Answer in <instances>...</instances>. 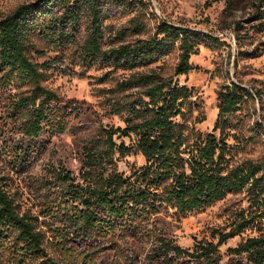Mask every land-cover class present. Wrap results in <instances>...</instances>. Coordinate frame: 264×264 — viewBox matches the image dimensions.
<instances>
[{"label": "trees", "instance_id": "16d2710c", "mask_svg": "<svg viewBox=\"0 0 264 264\" xmlns=\"http://www.w3.org/2000/svg\"><path fill=\"white\" fill-rule=\"evenodd\" d=\"M103 10V0H33L0 17V84L4 86L13 78L32 83L31 92L15 103L27 113L23 126L30 137L40 134L43 121L58 132L64 131L71 114L79 110L71 101L60 105L54 92L42 85L54 64L46 61L39 65L28 55L34 32L59 40L73 38L68 30H75L85 16L88 33L81 55L88 59L103 54L116 65L132 69L178 47L175 75H187L193 68L191 57L199 49L201 31L164 21L156 25L152 37L107 52L102 48ZM135 86L139 90L126 94L124 100L115 98L113 103L115 112L124 115L125 126L103 127L98 139L84 147L86 157L79 175L65 167L53 171L57 199L63 207L56 214L46 209L45 214L52 215L53 225L60 223L57 234L63 241L67 239L69 246L81 250L89 235L118 227L138 228L144 217L163 206L186 215L245 187L264 203V159L230 164L228 140L230 116L249 97L260 98L264 89L252 92L233 80L222 84L215 124L211 131L202 132L190 125L193 88L175 76L165 77L152 70L132 74L117 89ZM132 153H141L145 161L126 174L116 165L115 155ZM36 220L38 217L17 208L0 177V246L8 241L22 256L39 259L37 264H64L49 255ZM250 222L243 218L234 228L219 231L217 240L199 239L192 247L159 236L145 254L133 256L132 264H264V233L250 235L225 252L221 249Z\"/></svg>", "mask_w": 264, "mask_h": 264}, {"label": "rangeland", "instance_id": "374dc122", "mask_svg": "<svg viewBox=\"0 0 264 264\" xmlns=\"http://www.w3.org/2000/svg\"><path fill=\"white\" fill-rule=\"evenodd\" d=\"M31 1L0 0V17ZM103 9L102 48L107 52L152 37L156 25L164 21L197 29L203 35L187 75H175L178 47L132 69L116 65L103 54L96 60L84 57L82 44L88 33L85 16L75 30H68L73 38H47L39 32L30 36L27 52L31 59L39 65L46 61L54 64L46 71L42 85L54 92L60 105L71 101L79 106L64 131L58 132L43 121L40 134L32 138L23 126L27 113L15 106L21 95L31 92L32 83L13 78L4 86L0 84L1 182L22 213L38 217L37 228L44 234L49 255L64 264H132L133 256L145 254L159 236L192 247L199 239L217 240L219 231H228L243 218H249V226L221 246L225 252L228 246H235L250 235L264 233V203L245 187L186 215L163 206L159 212L144 217L138 228L118 227L89 235L81 250L69 246L67 239L63 241L57 234L60 223L53 225L52 215L45 214L46 209L56 214L63 207L57 199L59 189L53 171L65 167L78 176L86 157L84 147L98 139L103 127L125 126L124 115L115 112L113 103L115 98L124 100L126 94L139 87L118 90L119 83L134 73L152 70L165 77L175 76L193 88L190 125L202 132L211 131L215 124L222 84L233 80L252 92L264 89V0H103ZM1 76L2 71L0 80ZM261 93L260 98L249 97L230 116L232 165L264 159V92ZM123 139L130 142L128 137ZM144 161L141 153L115 155L116 165L126 174ZM3 242L0 264L39 262L19 254L8 241Z\"/></svg>", "mask_w": 264, "mask_h": 264}]
</instances>
